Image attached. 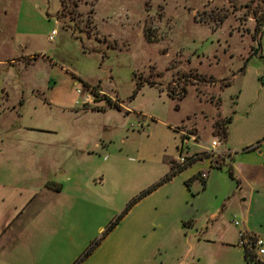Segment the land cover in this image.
<instances>
[{
  "label": "rangeland",
  "instance_id": "obj_1",
  "mask_svg": "<svg viewBox=\"0 0 264 264\" xmlns=\"http://www.w3.org/2000/svg\"><path fill=\"white\" fill-rule=\"evenodd\" d=\"M238 3L0 0V264H77L180 155L206 153L220 168L207 150L224 144L235 77L251 60L264 65V27L256 40L247 8L256 3ZM214 8L230 14L216 31L204 23ZM233 163L213 171L220 186L197 194L191 210L220 205L217 193L240 185L226 222L243 230L249 220L264 237V170L248 180ZM55 184L59 216L42 229L25 206ZM230 262L244 264L239 245Z\"/></svg>",
  "mask_w": 264,
  "mask_h": 264
},
{
  "label": "crops",
  "instance_id": "obj_2",
  "mask_svg": "<svg viewBox=\"0 0 264 264\" xmlns=\"http://www.w3.org/2000/svg\"><path fill=\"white\" fill-rule=\"evenodd\" d=\"M258 61V67H253L255 62L251 60L245 71L235 77L242 85L231 113L228 139L216 152V157L224 160L221 169L227 158L233 159L236 174L238 163L246 169L248 180H256L258 172L264 170V143L255 151H246L264 139V65L262 60ZM249 76L253 78L252 83H248ZM220 168L201 160L159 187L124 217L121 236H117L119 223L83 264H234L230 262L231 254L239 245L240 232L264 240L249 220L245 221L243 230L232 228L233 220L226 222L232 219L228 209L235 203L240 185L217 193L220 205L206 208L203 213L191 210L197 194L205 193L216 184L220 186V174H213ZM201 174L207 178L203 180ZM61 190L62 186L55 184L45 188L43 194L31 197L25 206V215L43 220L42 229L54 224L49 220L59 216ZM39 200L40 211L36 209ZM140 207L144 208L138 211ZM243 260L247 264L244 254Z\"/></svg>",
  "mask_w": 264,
  "mask_h": 264
},
{
  "label": "trees",
  "instance_id": "obj_3",
  "mask_svg": "<svg viewBox=\"0 0 264 264\" xmlns=\"http://www.w3.org/2000/svg\"><path fill=\"white\" fill-rule=\"evenodd\" d=\"M259 1V0H258ZM262 4H259L257 0H252V3H256V7H253L249 5L247 8H251V18L256 23L255 28V37L256 40L260 41L263 36V27H264V0H261ZM231 7H239L238 0H228ZM251 3V4H252ZM253 7V8H252ZM242 8V6H240ZM229 12L225 11L224 8L218 9L214 8L210 10L208 14H204V23L207 25H210L214 31L219 29L229 18ZM246 69V66L240 71V73H243ZM141 85L139 84L137 86V90L135 91V94L140 90ZM231 123V118L225 122V126L223 128L222 133V140L223 143H225L228 139V125ZM264 143V139L260 141L257 146L248 148L246 151H255L260 148V146ZM204 155V156H203ZM206 153L204 154H195L192 157L187 159V163L184 165H176L174 168L173 166L170 167L169 173L158 183L150 187L149 189L143 191L139 196H137L135 199L132 200V202L128 205V207L125 209V211L108 227L106 230L107 232L102 235L100 240H97L94 245L85 253V255L77 262V264L84 263L93 253L94 251L100 246L101 242L106 238L107 235H109L118 225L119 223L124 219V217L130 212V210L142 199L146 198L148 195L156 191L159 187L162 185L170 182L174 177H176L178 174L184 172L186 169L191 167V165L195 164L198 161H201L205 159ZM229 175L232 180L236 181L233 171L229 170ZM189 182H187L188 184ZM254 248L251 250L245 248L243 249L244 259L247 264H262L261 262H254L255 259V253L253 254Z\"/></svg>",
  "mask_w": 264,
  "mask_h": 264
},
{
  "label": "built area",
  "instance_id": "obj_4",
  "mask_svg": "<svg viewBox=\"0 0 264 264\" xmlns=\"http://www.w3.org/2000/svg\"><path fill=\"white\" fill-rule=\"evenodd\" d=\"M57 34V32H53L51 39H53V37ZM186 148L185 147V141L182 144L181 148H180V152L182 153V150ZM219 149V143L218 142H212L209 149L207 150L209 153L211 154H216V152ZM187 157H182V155H180L179 160L177 161L178 165H184L187 163ZM201 178L204 180L207 178L206 174H201L200 175ZM236 218V216L234 217ZM235 226H238L237 222H234ZM239 246L242 249H249L251 250L252 248L256 249L257 251V257H262L264 256V240L260 239V238H256L252 235H248L245 232H240V242H239Z\"/></svg>",
  "mask_w": 264,
  "mask_h": 264
},
{
  "label": "water",
  "instance_id": "obj_5",
  "mask_svg": "<svg viewBox=\"0 0 264 264\" xmlns=\"http://www.w3.org/2000/svg\"><path fill=\"white\" fill-rule=\"evenodd\" d=\"M258 52H259V45H258V49L254 52V57H256L257 56V54H258Z\"/></svg>",
  "mask_w": 264,
  "mask_h": 264
}]
</instances>
